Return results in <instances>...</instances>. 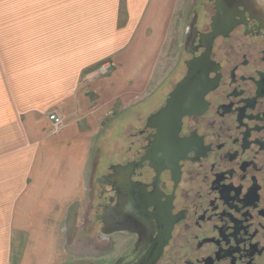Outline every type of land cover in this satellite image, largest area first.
Instances as JSON below:
<instances>
[{"label": "flooded vegetation", "instance_id": "1", "mask_svg": "<svg viewBox=\"0 0 264 264\" xmlns=\"http://www.w3.org/2000/svg\"><path fill=\"white\" fill-rule=\"evenodd\" d=\"M217 1L193 0L177 81L100 159L83 228L94 242L70 264H264V2L212 38ZM196 61L213 83L204 109L158 141L148 120Z\"/></svg>", "mask_w": 264, "mask_h": 264}, {"label": "rangeland", "instance_id": "2", "mask_svg": "<svg viewBox=\"0 0 264 264\" xmlns=\"http://www.w3.org/2000/svg\"><path fill=\"white\" fill-rule=\"evenodd\" d=\"M152 1L0 0V264H20L26 243L14 219L4 218L19 203L7 201L1 190L21 188L20 174L8 181L6 174L13 169L19 173L45 140L78 131L75 138L89 149L85 204L72 208L79 209L82 222L93 202L100 159L109 156L118 138L125 141L137 106L157 99L177 81L193 0L167 1V40L160 36V48L142 74L130 57L153 36L145 24ZM138 51L142 58L143 50ZM125 57L126 66L138 73L118 76L117 60ZM115 78L121 85L114 84ZM52 114L63 118L60 132L48 119ZM30 115L37 123L29 122ZM76 221L70 217L66 229L69 241L79 244ZM86 246L71 247L69 264L88 252Z\"/></svg>", "mask_w": 264, "mask_h": 264}, {"label": "crops", "instance_id": "3", "mask_svg": "<svg viewBox=\"0 0 264 264\" xmlns=\"http://www.w3.org/2000/svg\"><path fill=\"white\" fill-rule=\"evenodd\" d=\"M167 1L169 0L152 1L145 24L153 30V36L146 45L141 46L140 49L144 52L142 58L138 56L140 49L137 48L130 57L132 62H137L134 63L136 66H140L142 74L145 73L144 67L146 70L150 69L155 51L160 48V36L162 42L167 40L166 23L170 19H168ZM126 57L122 61L120 58L117 60V64L121 65L117 66L118 76H129L133 72H139L126 66ZM126 81L127 78H124V82ZM115 83L117 86L121 85V80L115 78ZM29 122L37 123L36 116L30 115ZM78 133L77 131L76 136ZM74 135L70 129L55 139L45 140L48 143L36 147L33 160L28 159L26 164L21 166L19 173L13 169L5 176L7 181L11 176L17 177V174H20L21 178V188L11 186L12 191L8 187L6 190H1L7 201L11 203L17 199L15 204L19 203L18 210L17 205H14L12 214L6 213L4 218L14 219L12 224L16 232L26 237L20 264H69L70 252L73 250L71 247L80 248V243H87L88 235L91 236V242L95 238L94 233L86 234L83 231L86 213L83 215V221L80 222L79 209L72 212L75 206L80 207L85 204L87 193L85 159L89 153V149L85 145H80L82 141L78 142V138ZM6 210L10 211L7 207ZM70 217L77 219L76 234L81 235L78 236L79 244L78 242L75 244V240L70 242L68 239L66 226Z\"/></svg>", "mask_w": 264, "mask_h": 264}, {"label": "water", "instance_id": "4", "mask_svg": "<svg viewBox=\"0 0 264 264\" xmlns=\"http://www.w3.org/2000/svg\"><path fill=\"white\" fill-rule=\"evenodd\" d=\"M258 0H218L217 15L213 19L212 38L218 35H228L237 25L235 20L240 7L248 12H256ZM192 30L193 27L190 28ZM188 72L174 88L166 105L153 114L148 120V126L158 130L156 139L166 140L176 137L182 119L187 115L198 114L204 109V97L213 83L208 79L207 73L200 67L199 62L187 64ZM128 177H120V181L127 182Z\"/></svg>", "mask_w": 264, "mask_h": 264}, {"label": "built area", "instance_id": "5", "mask_svg": "<svg viewBox=\"0 0 264 264\" xmlns=\"http://www.w3.org/2000/svg\"><path fill=\"white\" fill-rule=\"evenodd\" d=\"M49 121L52 123L53 126H55V131L60 132V130L64 127V121L63 118L58 114H52L49 116Z\"/></svg>", "mask_w": 264, "mask_h": 264}]
</instances>
